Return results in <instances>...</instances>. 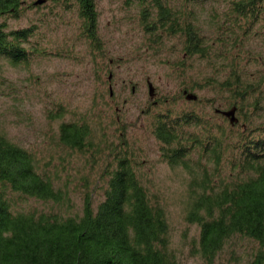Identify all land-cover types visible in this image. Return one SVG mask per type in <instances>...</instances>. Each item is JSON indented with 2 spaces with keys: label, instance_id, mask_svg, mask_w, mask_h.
<instances>
[{
  "label": "trees",
  "instance_id": "16d2710c",
  "mask_svg": "<svg viewBox=\"0 0 264 264\" xmlns=\"http://www.w3.org/2000/svg\"><path fill=\"white\" fill-rule=\"evenodd\" d=\"M35 1L0 0V57L13 64L36 53L28 44L35 26L11 27L8 20L39 5ZM67 1H75L83 33L98 55V0ZM137 1L155 52L165 34L179 32L187 54L216 65L203 27L181 8L169 0ZM224 1L223 12L214 9L219 22L226 18L233 25L244 19L253 25L264 19V0ZM250 74L233 64L228 75L216 70L204 82L227 93L226 107H237L234 124L216 111L223 107L215 109L223 122L195 108L168 110L152 121L165 160L188 174L185 220L198 227L196 252L205 264H215L235 236L256 242L247 264H264V76ZM227 125L239 131L233 135ZM59 143L91 152L93 163L105 162L94 183L84 184L80 206L49 162L0 130V264H181L171 244L166 206L141 177L127 145H110L105 133L99 135L82 120L62 122Z\"/></svg>",
  "mask_w": 264,
  "mask_h": 264
},
{
  "label": "rangeland",
  "instance_id": "374dc122",
  "mask_svg": "<svg viewBox=\"0 0 264 264\" xmlns=\"http://www.w3.org/2000/svg\"><path fill=\"white\" fill-rule=\"evenodd\" d=\"M169 3L203 27L205 40L217 54L216 65L198 54H187L182 49L185 37L179 32L165 34L162 48L155 52L148 46L142 5L137 0H98L102 46L95 56L75 1L47 0L10 17L11 27L35 26L28 44L36 53L18 64L0 57V130L49 162L52 172L58 171L59 182L70 184L78 206L84 184H93L106 165L102 159L93 163L91 152L82 154L61 145L60 124L86 121L99 135L105 133L110 145H127L141 177L166 206L171 244L180 263L205 264L196 252L198 227L185 220L188 174L165 160L152 121L168 110L195 108L223 122L215 109H228L225 99L229 97L204 84L205 79L216 70L228 75L233 64L250 75L264 76V19L253 25L244 19L233 25L226 18L219 22L213 19L214 9L223 12L224 0ZM110 71L114 83H107ZM148 77L156 87L154 98L149 95ZM186 87L199 101L186 98ZM227 128L233 135L239 131ZM255 247L252 239L235 236L215 264H247Z\"/></svg>",
  "mask_w": 264,
  "mask_h": 264
},
{
  "label": "water",
  "instance_id": "95a60500",
  "mask_svg": "<svg viewBox=\"0 0 264 264\" xmlns=\"http://www.w3.org/2000/svg\"><path fill=\"white\" fill-rule=\"evenodd\" d=\"M46 0H36L35 3L36 4H42L44 3ZM112 76V73H110L109 77L111 78ZM148 88H149V95L151 98H154L155 96V85L153 84V82L151 81L150 77H148ZM110 89H111V94L113 93V90H112V86H110ZM185 93V96L187 99H190V100H194V99H197L198 98V95L194 92H191V91H188V90H185L184 91ZM236 106H233L229 109H220V108H217L216 111L217 112H221L222 114H224L225 116H227L230 120V122L232 124H234L235 122H237L239 120L237 114H236Z\"/></svg>",
  "mask_w": 264,
  "mask_h": 264
},
{
  "label": "flooded vegetation",
  "instance_id": "af4514ba",
  "mask_svg": "<svg viewBox=\"0 0 264 264\" xmlns=\"http://www.w3.org/2000/svg\"><path fill=\"white\" fill-rule=\"evenodd\" d=\"M111 63L114 64V60H113V59H111ZM110 73H112V76H111V78L108 76V80H109V81H108L107 83H114L113 80H112V79H113V72L110 71ZM110 73H109V75H110ZM123 82H124V83H133L131 80H130V81L123 80ZM147 83H148V78H147ZM155 88H156V87H155ZM132 89L135 90V85L132 86ZM185 90H187V89H184V90H183V93H184ZM188 91H189V90H188ZM184 94H185V93H184Z\"/></svg>",
  "mask_w": 264,
  "mask_h": 264
}]
</instances>
